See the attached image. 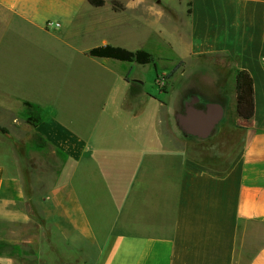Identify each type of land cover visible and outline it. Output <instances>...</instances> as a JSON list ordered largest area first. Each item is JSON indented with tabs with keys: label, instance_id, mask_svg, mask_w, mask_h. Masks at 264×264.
<instances>
[{
	"label": "crops",
	"instance_id": "crops-1",
	"mask_svg": "<svg viewBox=\"0 0 264 264\" xmlns=\"http://www.w3.org/2000/svg\"><path fill=\"white\" fill-rule=\"evenodd\" d=\"M113 1L0 0L3 37L14 26L27 36L2 65L1 124L14 128L30 102L45 114L26 128L66 155L56 182L30 198L19 145L1 132L0 264H264V0H117L120 11ZM74 33L77 43L37 44ZM106 45L182 67L154 96L131 76L150 64L89 56ZM80 62L97 93L79 118L23 94L35 69L64 71L53 86L70 88ZM240 70L254 79L250 121L237 109ZM103 119L106 133L89 130ZM186 136L208 149L186 150Z\"/></svg>",
	"mask_w": 264,
	"mask_h": 264
},
{
	"label": "rangeland",
	"instance_id": "rangeland-1",
	"mask_svg": "<svg viewBox=\"0 0 264 264\" xmlns=\"http://www.w3.org/2000/svg\"><path fill=\"white\" fill-rule=\"evenodd\" d=\"M16 27L17 26H14L10 30V32L5 35V37H3L2 31L0 30V83L1 72L4 75V72L2 71L3 62L7 60L9 62L16 61L18 59V50L21 48L22 43L24 41L26 42L27 36H25L24 31ZM62 30L63 28L57 29L58 32ZM38 41L39 42H37V44L48 45L51 48H60L63 43H77L79 42V39L77 38V35H75V33L72 35L68 34L67 38L64 36L55 37L51 36L50 34H45L44 36H42V40L40 41L38 39ZM153 50L155 52L164 53L166 51L165 49V51H157V48ZM171 57L172 56L169 55L167 58ZM156 59V67L151 63V66H148L147 68H140V70L138 69L137 71H132L131 73V76L133 77H136L138 75L139 79L143 82L147 90L154 96L159 93L160 89L156 81H167V79H169L176 70L182 67V63H178L176 61H173L174 63L162 62V56H158ZM80 60L81 58H79V61ZM80 63H78L77 67L82 68V65L84 64H82V62ZM42 64L48 65V68L49 65L52 66L51 62L49 64L43 62ZM83 68V70H78L74 73L77 75L78 79L69 86L70 88L66 87L62 83H57L55 86H53L56 83L57 79L55 75H63L65 73L64 71L49 70L51 71L49 72L45 70L38 71L35 69L34 71H37L35 72L36 81L32 85H22V90H25L23 94L41 101L40 103H42L43 106L48 110L57 111L59 114H62L64 118L69 117L66 113L70 112L71 110H75L79 118V113L82 109L83 103L91 99L93 96L96 97L97 93L95 84L93 86H88L83 85L80 81L81 74H89V79L91 78V76L93 77L96 72H88L85 67ZM10 76H12V73H10ZM13 77L16 78V73H13ZM54 80L55 82H53ZM49 82L51 85L47 84ZM12 84L15 86V83ZM166 86L167 84H164L163 87L166 88ZM68 98L73 102L68 100ZM65 110H67L68 112H66ZM28 111L29 112L25 113L24 115H20L21 118L19 122H14V128H11L9 126L10 131L4 128L5 126H2L1 123H3V120L0 119V139L3 138L1 136V132L8 131L9 133L11 132V136L9 137L11 139L10 141L16 142L19 145L16 146L18 149L16 151V155L19 157L21 163L22 172L25 179L26 193L28 197L31 198L35 194L46 193L53 185V183L56 182L58 173L61 170L66 155L63 152L51 147L45 139L33 134L30 128H26V119L28 118L27 116L29 114L34 118H40L42 114H45L43 111L39 112L37 108H29ZM1 115L2 112L0 110V118ZM88 122L90 127L89 130H96L94 131L96 133L103 134L106 133V129H108V127L103 125L104 119L99 124H97L96 121L93 120H90ZM80 124L81 119H78L77 126L80 127ZM202 146H205V148L208 149L207 143L203 145L187 136L185 137L186 150L188 149L189 151L194 150L199 152ZM39 201L40 200H37V202ZM241 240L243 243V236L241 237Z\"/></svg>",
	"mask_w": 264,
	"mask_h": 264
},
{
	"label": "trees",
	"instance_id": "trees-1",
	"mask_svg": "<svg viewBox=\"0 0 264 264\" xmlns=\"http://www.w3.org/2000/svg\"><path fill=\"white\" fill-rule=\"evenodd\" d=\"M88 1L92 6L98 8L103 7L106 4V0ZM113 7L117 11L124 9L123 4L117 0L113 1ZM89 56L94 58L114 59L121 62H136L140 65H148L154 62L153 55L145 49L130 51L123 47H115L111 45L95 47L89 51ZM237 94L238 114L242 120L250 121L255 114V89L254 79L247 70H240L237 74ZM24 105L29 108L35 107L32 103L27 101L24 103ZM41 121L42 118H34L33 116H29L26 119V122L34 127L38 126Z\"/></svg>",
	"mask_w": 264,
	"mask_h": 264
},
{
	"label": "built area",
	"instance_id": "built-area-1",
	"mask_svg": "<svg viewBox=\"0 0 264 264\" xmlns=\"http://www.w3.org/2000/svg\"><path fill=\"white\" fill-rule=\"evenodd\" d=\"M59 27H60L59 24H55V23H52V22H49V23L46 24V28H47L48 30H56V29H58Z\"/></svg>",
	"mask_w": 264,
	"mask_h": 264
}]
</instances>
